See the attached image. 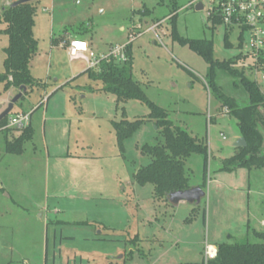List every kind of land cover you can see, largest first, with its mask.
<instances>
[{
	"label": "rangeland",
	"instance_id": "374dc122",
	"mask_svg": "<svg viewBox=\"0 0 264 264\" xmlns=\"http://www.w3.org/2000/svg\"><path fill=\"white\" fill-rule=\"evenodd\" d=\"M194 1L36 4L34 35L40 51L32 71L43 86L24 95L10 114L33 115L34 138L22 155H8L5 141H14L23 130L0 131V264L200 263L206 242L262 243L257 234H264V168L221 170L223 161L238 154L237 120L222 113L206 88L204 59L173 41L171 20L178 16L176 28L183 38L212 40L221 61L240 55L239 31L230 34L233 48L227 49L226 27L209 20L213 0H198L203 11L191 5ZM12 2L0 0V9ZM88 24L95 53L129 44L134 80L146 97L166 110L175 126L208 145L206 197L200 206L156 208L153 187L136 184V172L151 163L143 147L164 144L161 131L148 119L147 105L119 102L88 75L60 90L48 109L42 105L46 94L70 81L75 67L88 69L84 59L68 56L69 42L63 44L67 53L53 50L51 36L59 38L64 31L82 38L79 33ZM8 45V37L0 34V73ZM253 63L247 56L237 67L262 85L261 76H252ZM18 92H5L0 85V105ZM123 119L145 122L122 150L112 122ZM186 166L190 184L203 186L204 158L194 155Z\"/></svg>",
	"mask_w": 264,
	"mask_h": 264
},
{
	"label": "trees",
	"instance_id": "16d2710c",
	"mask_svg": "<svg viewBox=\"0 0 264 264\" xmlns=\"http://www.w3.org/2000/svg\"><path fill=\"white\" fill-rule=\"evenodd\" d=\"M2 9L4 11L0 15V25L4 24L5 28L0 30V34L8 37L9 45L5 49L6 59L4 72L0 73V85H3L5 92L11 89L20 90L22 87H26L28 92L33 91L34 88L43 86L31 72L33 59L39 51V41L34 35L36 2L17 7H12L11 4ZM177 18L178 16L171 20L173 41L189 48L204 59L208 66L205 76L206 88L220 104L221 110L230 118L237 120L239 134L247 142L246 148L237 149L236 156L223 161L221 170L233 172L237 169L264 168V89L248 75V71L237 67L242 59L247 58V55L243 53L245 33L242 32L238 37L240 55L221 61L215 58V45L212 40L181 37L176 28ZM209 20L214 26H224L219 16L212 15ZM233 31L226 28L224 44L227 49L233 48L230 42V34ZM127 56L128 60L125 63H119L116 60L102 61L97 69H87L83 76L88 75L93 82L103 84V90L114 94L119 102L134 100L147 105L150 109L148 119L161 131L164 144L143 147L142 153L151 159V163L140 168L134 175V180L140 187L148 185L153 187L156 208L170 206L171 193L191 188L186 162L194 155L204 158V185L201 187L206 188L209 148L205 142L175 126L169 119V113L146 97L142 87L134 80L131 46L127 48ZM259 64L264 65V56L259 58ZM251 69L253 70L254 67L252 66ZM9 117L0 122V131L7 128ZM144 122L145 120L129 121L127 119L112 122L117 143L122 150L124 143ZM33 138L34 128L30 124L23 129L17 139L5 141V153L22 155L25 144ZM257 236L262 243L217 245L218 256L209 264H264V234H257ZM181 264H204V262Z\"/></svg>",
	"mask_w": 264,
	"mask_h": 264
},
{
	"label": "built area",
	"instance_id": "2783aa9c",
	"mask_svg": "<svg viewBox=\"0 0 264 264\" xmlns=\"http://www.w3.org/2000/svg\"><path fill=\"white\" fill-rule=\"evenodd\" d=\"M198 3L199 1L196 0L191 5L195 6ZM212 15L219 16L226 28L238 30L239 35L242 32L245 33L243 53L254 59L252 76H261L262 85L264 86V70H262L264 65L259 64V58L264 56V0H213L209 17ZM128 46L129 44L116 46L110 50L108 55L98 57L90 49L87 42L77 39L70 43L68 54L72 60L84 59L88 69H97L102 61L116 60L119 63H125L128 60ZM30 124L31 115L15 114L9 117L7 128L23 130ZM217 256V246L206 242L204 246V264H209Z\"/></svg>",
	"mask_w": 264,
	"mask_h": 264
},
{
	"label": "crops",
	"instance_id": "0c3cea01",
	"mask_svg": "<svg viewBox=\"0 0 264 264\" xmlns=\"http://www.w3.org/2000/svg\"><path fill=\"white\" fill-rule=\"evenodd\" d=\"M15 2L16 1H19V0H14ZM64 1H66V0H64ZM68 1V0H67ZM73 1V3L74 4H77V5H82V3H83V0H72ZM15 2H12L11 4H13V3H15ZM35 2H36V4H38V2H39V0H35ZM10 4V5H11ZM9 5V4H8ZM37 10H38V5H37ZM37 15V14H36ZM84 26V25H83ZM125 30V28L124 29H122V31H124ZM82 31V30H81ZM88 31H90V26H89V24H88V28H86L85 29V32L83 33V32H81V33H79V35L82 37V38H80V37H72V35L71 34H68V32H62L61 34L62 35H59V38H56V36H51V39H50V44H51V48L54 50L55 48H58L59 50L60 49H63V50H65L66 51V53H67V50L64 48V46H63V44L65 43V42H69V43H71L72 41H74V40H82V41H85V42H87L88 43V45H89V47H90V49L95 53V51L93 50L94 48H93V44H92V40L91 39H89V38H87V33H88ZM239 37V36H238ZM55 39H60L59 40V42L57 43V44H54V40ZM112 48H114L113 46H111L109 49L111 50ZM110 50H108L109 52H110ZM40 51V50H39ZM39 51H38V53H37V55L35 56V58L38 56V54H39ZM108 52V53H109ZM108 53L107 54H104V55H97V53H95L98 57H102V56H106V55H108ZM68 54V53H67ZM69 56V55H68ZM35 58L33 59V62H32V65H31V72H32V75H33V63L35 62ZM87 64V63H86ZM81 69H79L78 67H75L74 69H73V72H72V77L70 78V81L68 80L67 82H65V83H63L62 84V86H59V88L57 89V90H55V92L54 93H52L51 95H45V98H44V103L42 102V105H46L47 106V109L50 107V105H51V100H52V98L60 91V90H62L63 89V87H65V86H68L67 84H69L70 82H73V81H76V80H78L81 76H83V74L85 73V68H83V71H80ZM34 76V75H33ZM35 77V76H34ZM36 78V77H35ZM58 81V79H56V82ZM46 86H47V83H46ZM13 90H15V89H13ZM21 91L19 90V92L18 93H20ZM27 92H28V90H27ZM27 93H25L24 95H26ZM24 98V96L22 97V99ZM10 101H12V96L10 97V98H8L7 100H5L3 103H2V105H0V115L6 110V108L8 107V105H9V103H10ZM41 105V106H42ZM75 105H76V102H75ZM15 107H16V105H15ZM15 109V108H14ZM40 109V106L34 111V112H37L38 110ZM222 111V110H221ZM222 113L224 114V115H226L223 111H222ZM16 114H22V113H16ZM32 116L33 115H31V125L33 126V124H32ZM227 116V115H226ZM227 118H229L230 119V117L229 116H227ZM241 138V136H240V134L237 136V138H236V141L238 140V139H240ZM191 187H201V186H199V185H191ZM234 190H236V189H234ZM203 200V199H202ZM202 203V202H201ZM185 204H188V203H186V202H183V203H180L179 205H185ZM178 205V206H179ZM173 206V205H172ZM152 235V234H151ZM153 236V235H152ZM149 239H150V237H149Z\"/></svg>",
	"mask_w": 264,
	"mask_h": 264
},
{
	"label": "water",
	"instance_id": "95a60500",
	"mask_svg": "<svg viewBox=\"0 0 264 264\" xmlns=\"http://www.w3.org/2000/svg\"><path fill=\"white\" fill-rule=\"evenodd\" d=\"M33 1L35 0H19L13 3L12 7H17L22 4L30 3ZM204 8L205 7L203 3H198L196 5L197 11H203ZM3 11L4 9H0V15L2 14ZM20 91L21 92L19 93V95L12 99V101L9 103L6 110L0 115V122H2L4 119L10 116V114L13 112L15 108V105L22 99L24 94L27 93V88L22 87ZM234 147L237 149L246 148L247 142L243 137H241L240 139L237 140ZM205 197H206V192L202 187H191L190 189L185 190V191H178V192L171 193L169 195V202L171 205L175 207H177L180 203H183V202L196 205V206H200L202 199Z\"/></svg>",
	"mask_w": 264,
	"mask_h": 264
}]
</instances>
